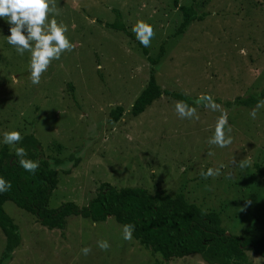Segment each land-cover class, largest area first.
Masks as SVG:
<instances>
[{"label": "rangeland", "instance_id": "rangeland-1", "mask_svg": "<svg viewBox=\"0 0 264 264\" xmlns=\"http://www.w3.org/2000/svg\"><path fill=\"white\" fill-rule=\"evenodd\" d=\"M179 6L191 7L199 20L176 34ZM57 7L56 19L68 25L75 48L52 62L39 85L31 83V54L16 53L5 39L9 25L0 20V148L14 153L18 144H4L3 133L19 131L34 136L44 157L60 161L53 166L57 185L47 208L66 202L84 206L103 182L149 194L163 190L182 194L202 212L217 213L226 233L260 238L264 107L252 119L256 105L238 106L234 99L257 97L264 90V0H57ZM116 12L134 40L104 27ZM140 19L155 29L149 47L132 31ZM150 73L162 94L133 117L131 104ZM164 92L190 97L199 119H180L176 100ZM201 93L228 110L229 147L207 143L220 113L195 105ZM115 107L122 113L112 123L108 116ZM70 157L77 160L75 166ZM245 157L252 163L241 168ZM221 164L219 176L200 175ZM2 208L16 225L20 244L4 257L0 232V264H153L133 238L123 239L122 226L110 217L91 222L70 216L63 230H48L11 202ZM100 240L110 244L107 251L98 248ZM84 247L92 249L87 256L81 254ZM246 255L251 264H264V258ZM168 264L204 263L190 255Z\"/></svg>", "mask_w": 264, "mask_h": 264}, {"label": "trees", "instance_id": "trees-1", "mask_svg": "<svg viewBox=\"0 0 264 264\" xmlns=\"http://www.w3.org/2000/svg\"><path fill=\"white\" fill-rule=\"evenodd\" d=\"M173 4H176V0H173ZM178 9L182 20L176 34L182 33L191 22L199 20L191 7L179 6ZM104 27L122 32L134 40L121 23L117 12L115 20ZM141 52L151 65L156 64L157 60L149 59L144 49ZM68 91L71 92L70 86ZM161 94L162 91L150 73L146 85L131 104L130 115L135 117L141 114ZM164 94L193 106L190 97L178 93ZM263 99L264 90L257 97L235 98L234 104L251 107ZM121 113V108L115 107L110 111L108 120L116 122ZM17 147H23L27 152L26 158L39 161L40 166L35 174L26 172L19 165L20 157L15 152H9L6 146L0 148V177L11 183L8 191L0 193V232L4 237V257L20 244L16 225L2 208L3 203L11 202L18 209L34 216L39 225L48 230H63L66 219L70 216H78L91 222H103L110 217L120 226L132 224V238L150 253L153 264H168L173 258L190 255L198 256L204 264H251L247 252L264 258V214L260 238L231 235L221 227L217 213L202 212L195 205L187 203L182 194L169 196L163 190L149 194L138 187L116 189L103 182L98 185L94 197L86 205L78 207L72 202H66L49 209L47 202L57 185L53 166L60 164V161L44 157L32 134L23 136ZM70 158L72 166H75L77 160ZM256 169L262 176L261 171L257 167Z\"/></svg>", "mask_w": 264, "mask_h": 264}, {"label": "clouds", "instance_id": "clouds-1", "mask_svg": "<svg viewBox=\"0 0 264 264\" xmlns=\"http://www.w3.org/2000/svg\"><path fill=\"white\" fill-rule=\"evenodd\" d=\"M60 15L57 7V0H0V20L7 21L9 25V35L5 37L7 43L11 45L16 53L23 56L25 52L31 54L29 62V72L31 83L39 85L41 77L48 70L54 60H60L65 52L74 50L75 45L69 39L68 25L56 19ZM136 39L144 47H149L151 40L155 36L154 27L144 21L137 20L132 28ZM15 79V77H14ZM196 106L203 105L213 112H219L216 118L214 134L208 139L209 145L219 148L229 147L233 143L231 135L233 129L228 123V110L217 104L214 98L206 93H201L194 101ZM264 107V100L257 102L256 106L250 111L252 119H256L258 110ZM175 112L180 119H199L197 107L190 106L185 101H176L174 104ZM23 136L19 131H6L3 133V143L9 146L19 144ZM15 154L19 159V165L31 174H35L39 168V161L27 159V152L23 147H15ZM212 155V153H209ZM50 165L52 162H49ZM234 163V160H233ZM251 157H245L239 161L238 166L243 168L251 165ZM221 164L213 169L201 172L202 178L217 177L221 174ZM11 188V183L0 177V193L6 192ZM247 203H250L248 201ZM244 209H241L243 211ZM134 225L125 224L122 226V236L125 240H131ZM97 246L102 251H107L110 244L107 240H100ZM90 247L81 249V254L87 256L91 253ZM262 258H257L260 261Z\"/></svg>", "mask_w": 264, "mask_h": 264}]
</instances>
